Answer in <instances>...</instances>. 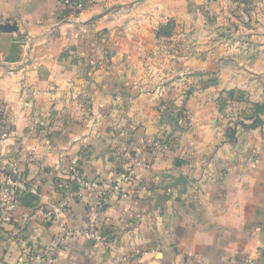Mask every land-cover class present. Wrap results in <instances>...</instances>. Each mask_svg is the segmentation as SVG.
<instances>
[{
  "label": "crops",
  "instance_id": "1",
  "mask_svg": "<svg viewBox=\"0 0 264 264\" xmlns=\"http://www.w3.org/2000/svg\"><path fill=\"white\" fill-rule=\"evenodd\" d=\"M83 1L0 0V187L15 163L36 190L0 264L50 258L61 225L53 264H264V125L228 137L264 102V0ZM74 165L131 177L105 243L80 233L96 189L63 207Z\"/></svg>",
  "mask_w": 264,
  "mask_h": 264
},
{
  "label": "built area",
  "instance_id": "2",
  "mask_svg": "<svg viewBox=\"0 0 264 264\" xmlns=\"http://www.w3.org/2000/svg\"><path fill=\"white\" fill-rule=\"evenodd\" d=\"M63 5L67 10L72 12H80L85 9L86 3L83 0H62ZM93 64H96L92 61ZM102 62H99L101 64ZM178 124L183 125L185 118H179ZM6 136L3 137L2 142H5ZM142 164L139 163V166ZM71 180L74 181V186L70 184H61V187L66 190L65 201L63 207H66L76 199H82L87 191L96 189V198L94 203L88 208L89 224L86 229L80 233L83 236L92 237L97 242L105 243L107 241L103 231L98 228V219L102 217L105 209L106 201L110 199H118L126 196L124 193V185L131 181L128 173L117 172V180L111 186L110 190H105L103 187L96 185L95 182L84 177L79 166L74 165L70 169ZM27 193L36 194V190L24 182L16 170V164L11 165V169L7 172L0 187V222L2 224H10L12 216L17 211L19 205L22 203L24 196ZM72 231L68 227L61 225V235L59 236L54 253L48 259H40L35 264H53L58 254L65 247L66 242ZM16 264H33L29 259L20 258Z\"/></svg>",
  "mask_w": 264,
  "mask_h": 264
},
{
  "label": "water",
  "instance_id": "3",
  "mask_svg": "<svg viewBox=\"0 0 264 264\" xmlns=\"http://www.w3.org/2000/svg\"><path fill=\"white\" fill-rule=\"evenodd\" d=\"M3 29L7 31H11V32L16 30L12 26H4ZM263 115H264V102L254 104V110H253L252 115L250 117H246L243 121H239L238 123L235 124L234 128H231L229 130V133H228L229 139L236 140V133L239 127L244 130H255L257 128L262 127L264 125V121L262 119ZM246 121H250L251 123L248 124L246 123Z\"/></svg>",
  "mask_w": 264,
  "mask_h": 264
},
{
  "label": "trees",
  "instance_id": "4",
  "mask_svg": "<svg viewBox=\"0 0 264 264\" xmlns=\"http://www.w3.org/2000/svg\"><path fill=\"white\" fill-rule=\"evenodd\" d=\"M177 119L178 117L176 118V123L178 121ZM3 129H4V126L3 124L0 123V130H3ZM61 182H64V180ZM66 183H69V181H67ZM69 184L74 186V181L71 180ZM28 258H29V261L32 263V262H36V260L38 259V256H36L35 254H29Z\"/></svg>",
  "mask_w": 264,
  "mask_h": 264
}]
</instances>
